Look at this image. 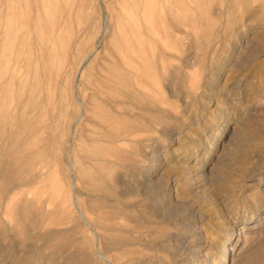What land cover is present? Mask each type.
<instances>
[{
  "label": "rangeland",
  "instance_id": "374dc122",
  "mask_svg": "<svg viewBox=\"0 0 264 264\" xmlns=\"http://www.w3.org/2000/svg\"><path fill=\"white\" fill-rule=\"evenodd\" d=\"M52 1H54L55 4L52 3ZM222 1L223 0L220 1L221 3L219 5H217L219 2L218 0L213 4L214 6H210L209 10L214 7L216 8L212 10L216 12L215 16L214 14L211 15L212 20L210 16H204V12H207L209 7L204 10L203 14L199 13L197 8L196 12L193 11L192 14L190 12L189 14L183 12L185 18L187 15L186 19L182 18V13H179V10L174 8L173 10L176 13V17L171 20L172 22L174 21L173 23L169 19L166 23L164 22V29L160 28L156 30L157 32L151 33L149 31L139 35L136 34L133 28L134 24L132 25L131 23V17L129 18L128 15L126 17V14H130V10L128 9L132 0H58V2L57 0H0V132L3 131L0 134V138H3L4 135L2 136V134L5 132V139L8 137L5 142L6 144L3 143V141H5L4 138L0 141V144L3 147L2 151L6 150V152H10L13 147L15 148V150L12 151V157H6L7 159H9V157L11 158V160H8L10 163L13 162L12 170L18 167L17 160L15 161V152L16 154H23L24 152L29 154L41 153V162H38L39 166L43 160L45 162H43L44 165L40 166L41 170L36 175L30 174L27 177V175L21 176L17 172L18 176L14 175L13 181L19 176L21 177H19L14 184L24 185L19 188L17 192L18 195L20 193L23 194L24 197L22 195H16L19 204L13 206L8 212L9 218L13 220L10 221V224L12 225L13 223V225L10 226L9 222H7V231H0V248L3 249L0 255V264H264V11L261 10V8H263L262 5H264V0H251V3L249 0H244V6H242V0H237L238 2L234 5L227 3L228 0ZM126 3H128L127 6H125ZM238 4H240V6ZM64 5L67 8H65ZM123 6L125 7L123 8ZM217 6H220L222 10L218 9ZM241 7L242 9L239 10ZM244 7L248 9L246 10ZM60 8L63 10H60ZM58 10L60 11L58 14L59 17L57 15L54 16V14L58 13ZM228 11L233 13L231 14ZM64 13H67L66 16ZM60 15L62 18H60ZM195 15L196 17L202 15L204 20L200 22V18H196ZM232 15L234 17H232ZM236 16H238L239 19ZM195 18L196 21L198 19L197 23H194ZM255 18L260 19L256 20ZM57 19L63 20H60L59 23ZM227 19L231 23L228 22V24ZM46 20L48 21L45 23ZM51 20L55 21L51 22ZM255 20L256 23L254 22ZM250 21L255 24L252 25ZM114 22H116L115 25H113ZM222 22L225 23L223 24ZM241 22H243L242 25ZM64 23H66V27H63L65 26L62 25ZM217 23H219V25ZM187 24L190 27L188 29ZM198 25H201V27L199 28ZM213 25H215L214 28L218 29H214L212 27ZM59 26L60 28H57ZM220 26L222 27L220 28ZM43 27H46V30L49 29L48 32L50 29L52 30L48 33L49 38ZM174 28L177 29V31L173 30ZM61 29L63 30L62 32H60ZM116 29L117 35L115 34ZM144 29L145 28L142 27V31L146 32V29ZM53 30L58 31L54 33ZM206 30H208V32L211 30L213 31L207 32L206 34V32L204 33ZM178 31H181L182 35ZM232 31H234V33ZM63 32L64 34H62ZM55 34H57V38ZM187 34L188 36H186ZM230 34L232 35L231 37ZM62 35H65L64 37H67V39ZM184 35L185 37H182ZM61 38H63V40ZM205 39L208 41L206 40L205 42ZM54 41H57L56 43L59 44H56ZM69 42L71 43L70 45H68ZM126 42L128 44H126ZM52 44L54 46H52ZM65 45L70 47L68 51ZM137 45L142 46V49L140 47L138 48ZM206 45L208 48L205 47ZM57 47L60 49V52ZM129 47H134V49H136V47L138 48V50H135L136 52L138 51V56H134V58H139L140 61L142 60V63H139L138 59L137 61L136 59L135 61L133 60V64L140 68V82H138V80L136 82L134 76L132 78L135 80H132V78L130 79L131 86H129L132 88L131 83H133L134 86L132 88L133 90H130L133 96L129 101H131L130 104H133V106L129 105L128 108H123L129 111V118H123L124 110L121 108L117 111L116 106H114L115 110L112 106L113 102L111 101V103H109V100L114 98L116 93H119V89L124 91L127 87L123 89L118 87L119 89H117L113 83H111L113 86L108 85L112 80L109 79L113 77L112 68L110 69L109 67H113L114 61L111 62V60L112 58L114 60L115 54L119 52L117 49L125 53V49L127 48L126 51L128 52L125 54L129 57L132 56L133 50H128ZM115 48L116 50L114 51ZM160 49H162V51ZM47 50L48 52L46 53L49 54L51 52L49 54L51 57L48 56L50 58L45 60L48 54L44 55V51ZM66 52H68L67 58ZM104 53H107L105 57ZM143 53H146V59L141 57L142 55L145 56ZM55 54L56 57H58L56 59ZM61 54L62 57H59ZM59 58H61L62 60H60L63 62H59ZM131 58L132 57H130V59ZM93 60H96L94 64ZM52 61L53 63H57V65L54 64L55 67L58 68L60 65V71L56 68L54 69ZM101 61H103V64L106 63L104 64L105 66L101 64ZM64 62L65 64H63ZM145 62H147V65ZM50 63L52 64L50 65ZM149 65L151 68L153 67L152 70ZM51 66L53 67V71L51 70ZM97 67H100V70L98 69L100 72H98ZM148 67L150 69L149 71ZM87 70H89V72ZM101 70L105 71L102 72L105 73L104 76L106 77L110 74V78H103L104 76L100 74ZM112 70H114V68ZM146 71H151V74ZM54 72L55 78H53L52 75ZM60 72L64 73L63 75L61 74V79L59 78L60 80L58 79L57 81V76ZM88 74L93 77L89 75V79ZM100 75L102 77H100ZM72 78L75 80V83H73L74 80H72ZM92 78L95 80L93 81ZM96 79L98 81L100 80L101 83L103 80V84L110 82L106 83V85L102 84V86L100 81L98 83ZM140 79L143 80L141 81ZM149 79L150 82L148 81ZM49 80L51 82H49ZM54 80L59 84H54ZM89 80H91L92 84ZM85 81L89 82L86 83ZM93 82L96 83V86L102 87L101 89L99 88L100 91L98 90V92L101 93H98L96 89L92 88L95 86ZM85 84L89 86L90 89ZM89 84L93 86L91 87ZM54 85L56 87L58 85V90ZM46 86L47 88H45ZM110 86L114 91L117 89L115 93H113L114 91L111 90ZM40 87H42V89H40ZM71 87L75 92H73ZM69 88L71 89L70 93L68 92ZM51 89L52 91H58L55 92L58 97L53 94V92L52 95L56 97L50 94ZM102 89H105L104 92ZM140 90L142 92H140ZM43 91L45 94L42 95L41 93H43ZM111 91L113 94L109 93ZM134 91L139 95L134 93ZM145 92L149 95H146ZM88 93L90 94L88 95ZM44 95H47V97ZM107 95L111 97L108 98ZM33 96L36 97L34 98ZM50 96H52V100ZM134 96L135 98H133ZM93 97L94 99L96 98L95 100L100 106ZM143 98L145 99L143 100ZM136 99L137 102H133L136 101ZM89 100L92 102L95 101L98 107L95 103H90ZM62 101L65 102L62 104ZM84 101L88 105V108L90 105L88 116H86L84 110L80 108L83 107ZM54 102H56V104ZM100 102L107 108L106 110H104L105 108ZM75 104H77L76 107ZM106 104H108V106ZM22 105L24 107H22ZM138 105L140 108L136 107ZM50 106L52 108L49 109ZM134 106L136 108H133ZM38 108L41 111H39ZM93 109H102V111L99 110V113V111ZM48 110H51V112H49L47 116L45 114ZM63 110L64 113H67L61 116ZM103 110L109 113L111 112V116L114 114L115 120L118 118L116 121L114 118H110L112 121L114 120L113 123H116L115 125L120 128L119 129L111 123L113 127L115 126L113 128L115 132L121 134L122 131L124 132L126 126L127 129L130 128L128 129L129 135L127 137L129 142L117 143L116 141L119 139L120 135L118 134V136H115L116 133L114 134L113 130V134L111 131V133H107L112 125L110 123L107 124V121V123H103V120L100 119L101 115L106 113ZM93 111L98 113V115L96 114L97 118L94 117L93 119H97L99 122L102 120V123L100 122L101 124L98 123V121L96 123L93 121L92 117L95 116ZM34 112H37L39 115L35 116L37 113ZM68 113H73L74 116ZM42 115L44 120L46 117H49L48 120L50 117L52 118L48 126L49 129H52L50 133L47 131V125L44 127L42 124L44 122L41 118ZM58 115L61 116L60 119ZM134 115L135 117H133ZM33 116L34 118H32ZM89 116L92 117L90 118ZM36 118L42 119L43 121L37 119V121H39H36L37 123L35 125L34 120ZM57 119L60 120V123ZM63 119L65 120L63 121ZM110 119L108 121H110ZM120 119H122V121L124 119V124L121 123L122 121ZM126 119H128L127 123L125 122L127 121ZM87 121L89 124L86 123ZM32 122H34V124H31ZM46 123L48 122L45 120V124ZM37 124L40 126V130L44 131L41 132L39 129L37 130ZM85 125L87 128H85ZM89 125L90 127H88ZM93 125L96 127L94 128L97 130L96 132L93 129ZM31 126L33 128H30ZM69 126L72 127L70 128ZM105 126L108 128L107 130ZM11 128H13V131ZM22 129L25 134L21 133ZM7 130L9 132H7ZM80 130L84 135L82 133L78 134ZM11 131L13 133L15 132L16 135ZM32 131L37 132L34 134ZM46 131L49 134H53V137H50L52 146H50V142L47 141L49 138ZM93 132H95L94 136L96 137V135H98L99 138L96 137V139H94L95 137H91ZM99 132H103V135L101 136ZM37 133L38 135H36ZM43 133L47 134V140L46 135ZM9 134L10 137L8 136ZM17 134H20L22 137ZM22 134L24 135V139ZM42 134L45 137V141L47 143L49 142L48 145L46 142H43L44 137ZM110 134H112V136H110ZM40 135L43 141L41 140L39 142V139H41L39 137ZM17 136L20 140L17 139ZM25 136L28 141L25 140ZM34 136H37V143H40L38 147L34 144L36 142ZM82 136L83 138L79 140V137ZM107 136H110L112 141H110V137L108 138ZM115 137L117 138L115 139ZM86 138H88V140L91 139L92 142H88ZM12 139L16 140L18 144ZM114 139L115 141L113 142ZM11 140L13 143H11ZM33 140H35L34 143ZM95 140H98L97 144L100 140L102 142L100 141V144H96L95 147ZM103 140L107 147H104ZM14 142L16 146H19L15 147ZM30 142L34 145L32 143L30 144ZM108 142L112 147L108 146ZM23 143H28V145H24ZM90 143L91 146L89 145ZM92 143H94V145ZM4 144L6 148L3 146ZM8 144L10 147L7 146ZM20 144L22 146H20ZM26 145L29 149H27ZM97 146H99L98 150L101 148L99 153L103 156H108V160H113V162H106L105 160L107 159H104L105 156L96 161L100 156L98 151H95ZM40 147H42L41 149L46 148V150L44 151L43 149L41 151ZM116 147L117 150L115 149ZM105 148H108L110 153H108L109 151L105 152ZM113 148L116 153L114 156L112 155L115 154L113 153ZM88 149L90 152H88ZM33 150L37 153L35 151L33 152ZM91 151L94 152V160H90V158H93V153H91ZM52 152L54 154H52ZM87 153L88 155H86ZM90 154H92V157ZM49 155L53 157L50 158ZM87 156H89L88 161L84 159L85 157L87 158ZM113 157H115V160L124 158L123 160L118 159L116 161L120 166L115 164ZM52 158L57 160H52ZM84 160H86V163ZM95 161L98 162L96 163L97 165L100 164V172L99 169L95 170L98 168H95V166H97L95 165ZM101 161L104 163V165L102 164L104 166L103 168L101 163H99ZM104 161L107 163V166H105L106 163ZM54 162L56 164H54ZM74 162L76 165H80V163L83 165L84 162L83 167L88 166V171H86V167L83 168L82 165H80V167L83 168V170H81L83 172H79L80 169L78 168L80 167L79 165L78 167L75 166ZM91 163L94 164L95 169H92L93 165ZM112 163L114 164L110 165ZM108 164L110 167H115L116 165V169H113V167L108 169ZM50 165L53 168H51ZM75 167H77L79 173ZM122 167H125V169H122ZM45 168L48 169V172ZM126 168L129 169L127 170ZM58 169L63 170L57 173ZM91 169L94 172L98 171V174H93V172L89 173L92 171ZM53 171L55 172L53 173ZM102 171L104 172L101 173ZM110 171L112 172L110 173ZM74 172L81 176H79V178L78 176L75 177L76 174H74ZM103 174H105V176ZM113 174L116 176L115 178ZM37 175H40L39 178H36ZM100 175L105 178L103 179ZM92 176H94L93 179ZM110 176L114 180L109 179ZM25 177L29 180H26ZM99 177H101V180H99ZM106 177H108L109 182ZM43 179H45V181ZM83 179L87 180L84 182ZM94 179L97 181H94L95 183L91 182V180ZM105 179L107 183L104 182ZM5 180L9 181L12 179L6 176L0 180V183L3 181V185L2 183L0 184V199L4 197L8 198L6 194H4V197L2 195V192L7 188L6 186L9 185V182ZM53 180L55 182H53ZM129 181L131 186H127ZM50 182L53 184L56 183L58 188V184L61 183L60 187H62V190L54 185L52 186ZM104 183H111L112 188L106 184L104 186ZM29 184H33V188L36 186V188H34L36 191L31 190L30 188L32 187ZM116 184L121 186L119 187ZM114 185H116L115 189L113 188L115 187ZM97 186L99 190L96 191ZM40 187L42 188L40 189ZM105 187L109 190L107 191ZM52 188H56L61 192L65 189L66 192H63L64 198L61 195L62 193L59 194L58 190L53 191L51 190ZM117 188L120 189L118 190ZM125 188L127 191L130 189L132 190L129 192L131 194L127 195L126 198L116 195L118 192L123 193L125 191V193H127ZM2 189L4 190L2 191ZM103 189L106 190V192H104ZM46 190L53 192L50 193L48 191L49 194L48 192H44ZM116 190H118L117 193L115 192ZM33 191L34 193L32 194L31 192ZM109 191L110 193H107ZM54 192H56V194H54ZM48 194L50 196L53 194L52 196L56 195L57 197L51 196L50 198ZM98 194H100V196ZM25 196L29 199V203ZM33 198H36V200ZM45 198H47L46 201ZM120 198H122V200ZM91 199L94 200L95 204L97 203V208L100 206L99 209H102V212L105 209H107L105 210L107 212L109 209L110 212L111 208L109 207L113 206L112 211H114L113 213L115 215L112 213L109 214L108 212L109 215L106 214V218L101 220L99 217H101L100 213L102 212L99 213L101 210H96V206H93L94 203L92 205L90 204V202L92 203L93 201ZM33 200L36 202L32 203L34 202ZM41 200L43 203H41ZM102 201H105L104 205ZM49 202H51L52 205L51 203L49 204ZM42 204L43 207L41 206ZM131 204L133 205L130 206ZM105 205L106 208L104 207ZM46 206L48 207L46 208ZM82 208H84V213L82 212ZM92 208L96 211L94 212ZM117 208L120 214L122 212L125 213V211L130 212H128L129 214H124V217L123 214H121V216L119 214L115 217V212L118 211ZM96 213L100 216H94L97 215ZM84 214L86 215L85 217ZM110 215H112V217ZM113 215L115 217L114 219H112ZM125 215H130L131 218H126ZM108 216H110L112 220ZM94 217L95 220H99L100 223L95 220L92 221ZM124 218L125 220H123ZM120 219H122L121 222ZM115 220L116 223L114 222ZM123 221L126 222L123 223ZM93 223L99 226H95ZM109 223H111L110 225L115 223L118 226L114 224L111 227ZM118 227H120V230H122V227L124 231H120ZM113 228L116 230H113ZM129 229L131 231H129ZM101 231L103 232L102 236H100ZM116 232L120 233L117 235ZM115 233L117 236L121 235V238L116 237V235H114ZM104 234H106V236ZM124 236L125 238L128 236L127 240H125L127 242L124 241ZM71 239L74 240L75 245L70 242H73ZM69 242L72 246H69ZM225 255L228 256L226 262H224ZM83 258L86 260L84 261Z\"/></svg>",
  "mask_w": 264,
  "mask_h": 264
},
{
  "label": "bare ground",
  "instance_id": "6f19581e",
  "mask_svg": "<svg viewBox=\"0 0 264 264\" xmlns=\"http://www.w3.org/2000/svg\"><path fill=\"white\" fill-rule=\"evenodd\" d=\"M121 1H122V0H121ZM130 1H131V0H130ZM216 1H218V0H132V3L129 5V9H128V10H130V12H129L130 14H126V17H127V15H128L129 18L131 17L132 21H131L130 19H128V18H126V19L130 20L131 23H132V25L134 24V27H133V28L135 29L136 34L141 35L142 33L145 34V33L149 32V31L152 33V32H155L157 29H160V28H163V29H164V28H165V27H163L164 22L166 23L167 20H169V19H170V21H171V20H173V19L176 17V13H175L174 10H173L174 8L178 9V10H179V13H182L183 17L181 16V14H180V16H181L182 18H184V19L187 18V15H186V18H185L183 12H185V13L187 12L188 14H189V12H190V13L192 14L193 11L196 12V8L198 9L199 13L203 14L204 10H205L206 8L209 7V8H208V11H207V12H206V11L204 12V14H205L204 16L206 17V15H208V16L211 17V15H213V14H214V16H215V15H216V14H215L216 12L212 11L215 7H214V8L212 7L213 9H211V10H209V9H210V6H214L213 4L216 3ZM220 1H221V0H219V2H218L217 5H219V4L221 3ZM223 1H224V0H223ZM223 1H222V2H223ZM242 1H243V2H242ZM242 1H241V2L243 3L242 6H244V3H245V2H244V0H242ZM249 1H250V3H251V0H249ZM252 1H253V0H252ZM257 1H258V0H257ZM57 2H58V0H57ZM226 2H227V1H226ZM236 2H238V1H237V0H228L227 3H231L232 5H234ZM246 2H247V1H246ZM255 2H256V1H255ZM255 2H254V3H255ZM52 3H54V1H52ZM192 3H193V4H192ZM247 3H248V2H247ZM247 3H246V4H247ZM252 3H253V2H252ZM54 4H55V3H54ZM223 4H224V3H223ZM231 4H230V5H231ZM240 4H241V3H240ZM240 4H238V5L240 6ZM62 5H63V4H62ZM127 5H128V3H126L125 6H127ZM191 5H192V6L194 5L195 7H194V6L192 7ZM251 5H252V4H251ZM260 5H262V4H260ZM64 6H65V5H64ZM125 6H123V8H124ZM215 6H216V5H215ZM235 6H236V5H235ZM249 6H250V5H249ZM258 6H259V5H258ZM262 6H263V8H261V10L264 11V5H262ZM61 7H62V6H61ZM224 7H225V6H224ZM229 7H230V6H229ZM231 7H232V6H231ZM233 7H234V6H233ZM251 7H252V6H251ZM57 8H58V4H57ZM65 8H67V7L65 6ZM65 8H64V9H65ZM119 8H120V6H119ZM119 8H118V9H119ZM217 8L220 9V10H222V9L220 8V6H219V7L217 6ZM237 8H238V7H237ZM244 8H246V10L248 9L247 7H244ZM244 8H243V9H244ZM254 8H256V7H254ZM68 9H69V8H68ZM70 9H71V7H70ZM121 9H122V8H121ZM167 9H168V10H167ZM215 9H216V8H215ZM225 9H226V8H225ZM240 9H242V7L239 8V10H240ZM257 9H258V8H257ZM60 10H63V9L60 8ZM115 10H116V9H115ZM126 10H127V9H126ZM235 10H236V9H235ZM252 10H253V9H252ZM252 10H251V11H252ZM55 11H56V10H55ZM55 11H54V12H55ZM117 11H118V10H117ZM117 11H116V12H117ZM180 11H181V12H180ZM223 11H224V10H223ZM244 11H245V9H244ZM62 12H63V11H62ZM65 12H66V11H65ZM71 12H72V9H71ZM114 12H115V11H114ZM228 12H230V11H228ZM241 12H242V10H241ZM59 13H60V11L58 10V13L54 14V16H55V15L58 16ZM217 13H218V12H217ZM224 13H225V11H224ZM230 13L232 14L233 12H230ZM239 13H240V12H239ZM64 14H65V16H66L67 13H64ZM64 14H62V15H64ZM69 14H70V13H69ZM69 14H68V16H69ZM197 14H198V13H197ZM244 14H246V13H244ZM52 15H53V14H52ZM177 15H178V14H177ZM248 15H249V14H248ZM54 16H53V17H54ZM114 16H116V15H114ZM119 16H121V15H119ZM180 16H178V17H180ZM222 16H223V15H222ZM229 16H230V14H229ZM229 16H228V17H229ZM253 16H254V15H253ZM58 17H59V16H58ZM63 17H64V16H63ZM121 17H122V16H121ZM195 17H196V15H195ZM232 17H234V16L232 15ZM236 17L238 18V16H236ZM247 17H248V16H247ZM60 18H62L61 15H60ZM67 18H68V17H67ZM114 18H115V17H114ZM122 18H123V17H122ZM193 18H194V17H193ZM193 18H192V20H193ZM196 18H200V20H199L200 22H202V20H204V18H203L202 15H199V16L196 17ZM196 18H195L194 23H197V21H198V19H197V21H196ZM208 18H209V17H208ZM216 18H217V17H216ZM220 18H221V17H220ZM244 18H245V17H244ZM250 18H252V17H250ZM68 19H69V18H68ZM118 19H119V18H118ZM120 19H121V18H120ZM140 19H141V20H140ZM179 19H180V18H179ZM230 19H231V17H230ZM230 19H229V20H230ZM235 19H236V18H235ZM238 19H239V18H238ZM255 19H256V18H255ZM259 19H260V18H259ZM259 19L257 18L256 20H259ZM263 19H264V18H263ZM60 20L62 21L63 19H60ZM60 20L57 19L58 22H59ZM211 20H212V17H211ZM216 20H217V19H216ZM233 20H234V19H233ZM243 20H244V19H243ZM256 20L254 21L255 23H256ZM47 21H48V20H46L45 23H46ZM54 21H55V20H54ZM54 21L51 20V22H54ZM119 21H121V20H119ZM130 21H129V22H130ZM170 21H168V22H170ZM225 21H226V20H225ZM252 21H253V20H252ZM121 22H122V21H121ZM171 22H172V21H171ZM171 22H170V23H171ZM173 22H174V21H173ZM173 22H172V23H173ZM215 22H216V21H215ZM228 22H229V21H228V19H227V23H228ZM250 22H251V21H250ZM254 22H253V23L251 22L252 25L255 24ZM49 23H50V22H49ZM56 23H57V22H56ZM59 23H60V22H59ZM59 23H58V24H59ZM66 23H67V20H66ZM66 23L62 24V25H65V26H63V27H66ZM115 23H116V22H114L113 25H115ZM172 23H171V24H172ZM198 23H199V22H198ZM222 23H223V22H222ZM224 23H225V22H224ZM224 23H223V24H224ZM229 23H231V22H229ZM229 23H228V24H229ZM47 24H48V23H47ZM58 24H57V26H58ZM125 24H127V23H125ZM171 24H170V25H171ZM191 24H192V23H191ZM214 24H215V23H214ZM217 24L219 25V23H217ZM242 24H243V22H241V25H242ZM245 24H246V23H245ZM257 24H258V21H257ZM60 25H61V24H60ZM127 25H128V24H127ZM130 25H131V24H130ZM174 25H175V24H174ZM174 25H173V26H174ZM187 25H188V24H187ZM248 25H249V24H248ZM48 26H49V25H48ZM51 26H52V25H51ZM55 26H56V24H55ZM171 26H172V25H171ZM198 26H199V28L201 27V25H198ZM198 26H197V27H198ZM214 26H215V25H213L212 27L214 28ZM243 26H244V25H243ZM255 26H256V25H255ZM46 27H47V26H46ZM46 27H43V28H44L45 32H47V34H48V33H49L50 31H52V30L50 29V31L48 32V30H49L48 28H49L50 26L47 28L48 30H46ZM118 27H119V26H118ZM118 27H116V28H118ZM142 27L146 29V32H145V31H144V32L142 31ZM216 27H217V25H216ZM221 27H222V26H220V28H221ZM57 28H60V26L57 27ZM57 28H56V29H57ZM125 28H126V27H125ZM175 28H176V27H175ZM175 28H174L173 30H176V31H177V29H175ZM188 28H190L189 25L187 26V29H188ZM213 28H212V29H213ZM145 29H144V30H145ZM181 29H183V28H181ZM214 29H218V28H214ZM234 29H235V28H234ZM22 30H23V29H22ZM22 30H21V32H22ZM44 30H41V31H44ZM67 30H69V29H67ZM125 30H126V29H125ZM208 30H209V29H208ZM208 30L204 31V33L206 32V34H207ZM221 30H222V29H221ZM17 31H18V30H17ZM19 31H20V30H19ZM53 31H54V30H53ZM57 31H58V30H57ZM57 31H54V33H55V32L57 33ZM62 31H63V30L61 29L60 32H62ZM114 31H115V30H114ZM114 31H113V32H114ZM164 31H165V30H164ZM183 31H184V30H183ZM187 31H188V30H187ZM212 31H213V30H211V31H209V32H212ZM218 31H219V30H218ZM64 32H65V31H64ZM64 32H63L62 34H64ZM67 32H68V31H67ZM67 32H66V33H67ZM69 32H70V31H69ZM116 32H117V29H116V31H115V34H116ZM156 32H157V31H156ZM172 32H173V31H172ZM178 32L181 33V31H178ZM190 32H192V31H190ZM209 32H208V33H209ZM232 32L234 33V31H232ZM54 33H53V34H54ZM164 33H165V32H164ZM233 33H232V34H233ZM42 34H43V32H42ZM44 34H45V33H44ZM69 34H70V33H69ZM69 34H67V35H69ZM113 34H114V33H113ZM115 34H114V35H115ZM188 34H189V31H188ZM188 34H187L186 36H188ZM191 34H194V33H191ZM206 34H205V37H206ZM216 34H218V33H216ZM56 35H57V34H55V36H56ZM59 35H60V33H59ZM59 35H58V36H59ZM70 35H71V34H70ZM70 35H69V36H70ZM73 35H74V34H73ZM116 35H117V34H116ZM116 35H115V36H116ZM131 35H132V34H131ZM131 35H130V36H131ZM152 35H155V34H152ZM181 35H182V33H181ZM228 35H229V33H228ZM46 36H47V35H46ZM62 36H63V35H62ZM64 36H65V35H64ZM64 36H63V37H64ZM69 36H68V37H69ZM130 36H129V37H130ZM213 36H214V35H213ZM231 36H232V35L230 34V37H231ZM50 37H51V35H50ZM53 37H54V36H53ZM59 37H60V36H59ZM113 37H114V36H113ZM150 37H151V36H150ZM150 37H149V38H150ZM182 37H185V35L182 36ZM193 37H194V36H193ZM220 37H221V36H220ZM39 38H40V37H39ZM48 38H49V34H48ZM56 38H57V36H56ZM64 38L67 39V37H64ZM71 38H72V37H71ZM71 38H68V39H71ZM120 38H121V37H120ZM178 38H179V37H178ZM214 38H215V37H214ZM50 39H51V38H50ZM61 39L63 40V38H61ZM61 39H60V41H61ZM74 39H75V38H74ZM74 39H73V41H74ZM115 39H116V38H115ZM143 39H144V37H143ZM152 39H153V38H152ZM166 39H167V38H166ZM187 39H188V38H187ZM187 39H186V40H187ZM195 39H196V38H195ZM37 40H38V39H37ZM121 40H122V39H121ZM137 40H138V38H137ZM153 40H154V39H153ZM156 40H157V37H156ZM203 40H204V39H203ZM206 40H207V39H205V42H206ZM211 40H212V39H211ZM220 40H221V39H220ZM50 41H51V40H50ZM64 41H65V40H64ZM67 41H68V40H67ZM159 41L161 42L160 39H159ZM196 41H197V40H196ZM207 41H208V40H207ZM40 42H41V41H40ZM54 42L56 43L57 41H54ZM115 42H116V40H115ZM117 42H119V41H117ZM121 42H122V41H121ZM140 42H141V41H140ZM153 42L155 43V41H153ZM157 42H158V41H157ZM160 42H158V43H160ZM168 42H169V41H168ZM168 42H166V43H168ZM198 42H199V41H198ZM205 42H204V43H205ZM218 42H219V41H218ZM51 43H52V42H51ZM51 43H50V44H51ZM67 43H68V42H67ZM67 43H66V45H67ZM123 43H124V42H123ZM207 43H208V42H207ZM56 44H59V43H56ZM70 44H71V43L69 42L68 45H70ZM117 44H118V43H117ZM126 44H128V43L126 42ZM126 44H125V45H126ZM155 44H157V43H155ZM160 44H161V43H160ZM160 44H159V45H160ZM169 44H170V43H169ZM169 44H168V45H169ZM209 44H210V43H209ZM214 44H215V43H214ZM216 44H217V43H216ZM66 45H65V46H66ZM68 45H67V46H68ZM146 45H147V44H146ZM150 45L152 46L151 43H150ZM168 45H167V46H168ZM44 46H46V45H44ZM44 46H43V48H44ZM52 46H54V45L52 44ZM56 46H57V45H56ZM56 46H55V47H56ZM63 46H64V45H63ZM67 46H66V47H67ZM116 46H117V45H116ZM120 46H121V45H120ZM120 46H119V47H120ZM126 46H127V45H126ZM202 46H203V45H202ZM202 46H201V47H202ZM210 46H211V44H210ZM48 47H49V46H48ZM59 47H60V46H59ZM137 47H138V48H139V47L141 48L142 46L137 45ZM137 47H136V49H134V47H129L128 50H131V51L133 50V51H132V54H131L132 56H130V57H132L131 59H130V57H129L128 55L125 54V53L128 52V51H126L127 48L125 49V53H124L123 51H121L120 49H119V50L117 49V51H119V52L116 51L117 54H115L116 56H115L114 60H113V58H112V60H111V62L114 61V62H113V63H114V64H113V67H112V66L109 67L110 69H111V68H112V69L114 68V70L111 69V71H113V73H112L113 77H112V75H111L112 78H110V74L108 75L109 77H108V76H107V77L104 76L105 73H103V72H105V71H103V70H101V73H100L101 75L104 76L103 78L106 77L107 79L110 78L109 80L112 79L111 82L109 81L110 84H108V85H112L111 83H113L114 86L117 87V89H119V88H122V89H123V88H126V87L128 88V89L126 88V90H124V91H121V89H119V90H118L119 93H116L117 95L115 94V97H114V98H111V99L109 100V103H111V101L113 102V104H112L113 108H114V106H116L117 111H118L119 109H121V108H122V109H123V108L125 109V107L128 108L129 105H130V106H133V104H132V105L130 104L131 101H129V100H131V98H132V96H133V95L130 93V90H131V89L133 88V86H134L133 83H131V84H132V88L130 87V86H131V85H130V82H131L130 79L134 76V78H135L136 80L133 79V78H132V80H135L136 82H137V80H138V82H140V81H139L140 68H139L138 66L136 67V66L133 64V60L135 61V59H136V58H134V56H136V57L138 56V51H137V52L135 51V50H138ZM160 47H161V46H160ZM205 47L208 48L207 45H206ZM215 47H217V46H215ZM247 47H248V46H247ZM51 48H52V47H51ZM57 48H58V47H57ZM68 48H70V47H67V48H66L67 51L69 50ZM168 48H169V47H168ZM171 48H172V47H171ZM171 48H170V49H171ZM186 48H187V47H186ZM189 48H190V47H189ZM203 48H204V47H203ZM46 49H47V47H46ZM58 49H59V48H58ZM141 49H142V48H141ZM155 49H156V48H155ZM165 49H166V48H165ZM44 50H45V48H44ZM107 50H108V48H107ZM115 50H116V48L114 49V51H115ZM160 50L162 51V49H160ZM172 50H173V48H172ZM187 50H188V49H187ZM199 50H201V49H199ZM203 50H204V49H203ZM49 51H51V50H49ZM61 51H62V50H61ZM112 51H113V50H112ZM112 51H111V52H112ZM131 51H130V52H131ZM148 51H149V48H148ZM148 51H147V53H148ZM165 51H166V50H165ZM248 51H249V50H248ZM44 52L46 53V52H48V50H47V51H44ZM56 52H57V51H56ZM59 52H60V49H59ZM105 52H106V51H105ZM141 52H142V51H141ZM156 52H157V51H156ZM170 52H172V51H170ZM170 52H169V53H170ZM45 53H44V55H47V54H48V53H46V54H45ZM50 53H51V52H50ZM50 53H49V54H50ZM67 53H68V52H66V54H67ZM113 53H115V52H113ZM161 53H162V52H161ZM167 53H168V52H167ZM49 54L47 55V57H45V60H46L47 58H50V57H51ZM52 54H53V53H52ZM52 54H51V55H52ZM56 54H57V53H56ZM56 54H55V59L58 58V57H56ZM106 54H107V53H104V57L106 56ZM128 54H129V53H128ZM143 54H144L145 56L142 55L141 57L145 58L147 55H146V53H143ZM171 54H172V53H171ZM112 55H113V54H112ZM48 56H50V57H48ZM67 56H68V54L66 55V58H67ZM97 56H98V55H97ZM150 56H151V55H150ZM159 56H160V55H159ZM173 56H174V54H173ZM52 57H54V56H52ZM59 57H62V54H61V56H59ZM110 57H111V56H110ZM151 57H152V56H151ZM153 57H154V56H153ZM164 57H165V56H164ZM177 57H178V56H177ZM66 58H65V59H66ZM94 58H95V57H94ZM98 58H99V57H98ZM60 59H61V58H59V62H63V61H61L62 59H61V60H60ZM102 59H103V58H102ZM106 59H107V58H106ZM137 59H138L139 63H142V62H141L142 60L140 61L139 58H137ZM137 59H136V61H137ZM145 59H146V58H145ZM43 60H44V59H43ZM48 60H49V59H48ZM48 60H47V62H48ZM50 60H53V59H50ZM68 60H69V59H68ZM70 60H71V58H70ZM83 60H84V59H83ZM108 60H109V62H110V59H109V58H108ZM108 60H107V61H108ZM53 61H54V60H53ZM53 61H52V63H53ZM85 61H87V60H85ZM93 61H94V62H93V64H94L96 60H93ZM44 62H45V61H44ZM49 62H50V61H49ZM65 62H66V61H65ZM65 62H64L63 64H65ZM99 62H100V60H99ZM143 62H144V59H143ZM147 62H148V61H147ZM147 62H145L146 65H147ZM52 63H50V65H51ZM165 63H166V62H165ZM188 63H189V62H188ZM47 64H48V63H47ZM54 64L57 65V63H53L52 65H54ZM60 64H62V63H60ZM72 64H73V63H72ZM101 64H103V61H101ZM101 64H100V65H101ZM104 64H106V63H104ZM104 64H103V65H104ZM148 64H149V63H148ZM55 65H54V69L56 68V69H58V71H60V70H59L60 65H59L58 68L55 67ZM69 65H70V64H69ZM69 65H68V66H69ZM74 65H75V64H74ZM91 65H92V64H91ZM107 65H108V64H107ZM107 65H106V66H107ZM109 65H110V64H109ZM65 66H66V65H65ZM65 66H64V68H65ZM104 66H105V65H104ZM140 66H141V65H140ZM142 66H143V65H142ZM51 67H52V66H51ZM51 67H50V68H51ZM62 67H63V66H62ZM66 67H67V66H66ZM149 67H150V69L152 70L153 67L151 68L150 65H149ZM149 67H148V71L150 70ZM95 68H96V67H95ZM99 68H100V67H97V70H98ZM101 68H102V65H101ZM105 68H108V67H105ZM105 68H104V69H105ZM62 69H63V68H62ZM69 69H70V68H69ZM87 69H88V68H87ZM93 69H94V68H93ZM51 70L53 71V67H52ZM65 70H66V69H65ZM72 70H73V69H72ZM97 70H96V71H97ZM99 70H100V69H99ZM99 70H98V72H100ZM52 71H51V72H52ZM87 71L89 72V70H87ZM87 71H86V73H87ZM102 71H103V72H102ZM148 71H146V72H148ZM56 72H57V70H56ZM69 72H70V71H69ZM106 72H107V71H106ZM150 72H151V71H150ZM150 72H148V73H150ZM63 73H64V72H63ZM63 73L60 72V74L57 76V77H58V78H57V81H58L59 78L61 79L60 76H62ZM102 73H103V74H102ZM15 74H16V73H15ZM45 74H46V73H45ZM54 74H55V72L52 74V75H53V78H55V75H54ZM61 74H62V75H61ZM91 74H92V73H91ZM150 74H151V73H150ZM73 75H75V74H73ZM89 75H90V74H88V76H89ZM92 75H93V74H92ZM92 75H90V76H92ZM101 75H100V77H102ZM148 75H149V74H148ZM14 76H15V75H14ZM42 76H43V75H42ZM67 76H68V75H67ZM90 76H89V79H90ZM142 76H143V75H142ZM43 77H44V76H43ZM46 77H47V76H46ZM46 77H45V78H46ZM69 77H70V76H69ZM86 77H87V76H86ZM92 77H93V76H92ZM51 78H52V77H51ZM73 78H74V77H73ZM73 78H72V80H74ZM75 78H76V77H75ZM95 78H96V76H95ZM97 78H98V77H97ZM141 78H143V77H141ZM146 78H147V77H146ZM60 79H59V80H60ZM92 79H93V81L95 80L94 78H92ZM100 79H101V78H100ZM107 79H106V80H107ZM51 80H53V79H51ZM55 80H56V79H55ZM55 80H54V81H55ZM70 80H71V79H70ZM96 80H97V79H96ZM140 80H141V79H140ZM142 80H143V79H142ZM142 80H141V81H142ZM89 81H90V83H91V80H89ZM89 81H88V82H89ZM99 81H100V80H99ZM99 81L97 80L98 83H99ZM104 81H105V80H104ZM144 81L146 82L145 79H144ZM148 81L150 82V79H149ZM49 82H51V81L49 80ZM52 82H53V81H52ZM68 82H69V81H68ZM85 82L88 83L87 81H85ZM109 82H106V83H109ZM53 83L55 84L56 81L53 82ZM53 83H52V85H53ZM73 83H75V80H74ZM104 83H105V82H104ZM106 83L103 84V80H102V83H101V81H100V84H101V85H102V84H103V85H106ZM56 84H59V83L57 82ZM83 84H84V83H83ZM91 84H92V83H91ZM93 84L95 85L96 83L93 82ZM143 84H146V83H143ZM67 85H69V84H67ZM72 85H73V84H72ZM85 85H86V84H85ZM89 85H90V84H89ZM98 85H99V84H98ZM101 85H100V86H101ZM103 85H102V86H103ZM108 85H107V88H108ZM129 85H130V86H129ZM137 85H138V84H137ZM69 86H70V85H69ZM82 86H83V85H82ZM86 86H87V85H86ZM90 86H91V85H90ZM92 86H93V85H92ZM92 86H91V87H92ZM95 86H96V85H95ZM95 86L92 87V88L96 89V91L98 92V90H99L100 87L96 86V88H95ZM112 86H113V85H112ZM135 86H136V85H135ZM139 86H141V85H139ZM147 86H148V85H147ZM54 87L57 88V90H58V88H59L58 85H57V87L54 85ZM65 87H66V86H65ZM73 87H74V86H73ZM87 87L90 89L89 86H87ZM97 87H98V88H97ZM104 87H106V86H104ZM104 87H103V88H104ZM110 87H111V86H110ZM110 87H109V89H110ZM118 87H119V88H118ZM141 87H142V86H141ZM45 88H47V86H46ZM52 88H53V87H52ZM66 88H67V87H66ZM71 88H72V87H71ZM74 88H75V87H74ZM84 88H85V87H84ZM101 88H102V87H101ZM101 88H100V89H101ZM129 88H130V89H129ZM135 88H136V87H135ZM40 89H42V87H40ZM43 89H44V88H43ZM67 89H68V88H67ZM72 89H73V88H72ZM105 89H106V88H105ZM105 89H104V90H105ZM117 89H116V90H117ZM137 89H138V87H137ZM38 90H39V89H38ZM38 90H37V91H38ZM47 90H49V89H47ZM47 90H46V91H47ZM57 90H56V91H52V89H51V91H50L51 93H50V92H48V93H50V94L52 95V92H53V94H55V92H58ZM60 90H61V89H60ZM70 90H71V89L69 88V91H68L69 93H70ZM83 90H85V89H83ZM91 90H93V89H91ZM102 90H103V89H102ZM102 90H101V91H102ZM104 90H103V92H104ZM106 90H107V89H106ZM111 90L114 91L112 87H111ZM116 90H115L113 93H115ZM132 90H133V89H132ZM134 90H135V89H134ZM39 91H40V90H39ZM66 91H67V90H66ZM76 91H77V90H76ZM88 91H89V90H88ZM88 91H87V92H88ZM94 91H95V90H94ZM99 91H100V90H99ZM112 91L109 92V93H112ZM120 91H121V93H120ZM71 92H72V91H71ZM73 92H75L74 89H73ZM84 92H85V91H84ZM87 92H86V93H87ZM131 92H133V91H131ZM140 92H142V91L140 90ZM40 93H41V92H40ZM90 93H91V92H90ZM90 93H88V95H89ZM98 93H101V92H98ZM113 93H112V94H113ZM134 93H137V92L134 91ZM134 93H133V94H134ZM37 94H38V93H37ZM41 94H42V95L45 94L44 91H43V93H41ZM73 94H75V93H73ZM91 94H92V93H91ZM95 94H96V93H95ZM137 94H138V93H137ZM143 94H144V92H143ZM145 94L147 95L148 93L145 92ZM34 95H35V93H34ZM55 95H56V94H55ZM55 95H52V96H55ZM99 95H100V94H99ZM104 95H105V93H104ZM110 95H111V94H110ZM134 95H135V94H134ZM138 95H139V94H138ZM138 95H137V96H138ZM148 95H149V94H148ZM44 96H45V95H44ZM52 96H50V99H51V100H52ZM56 96H57V95H56ZM56 96H55V97H56ZM96 96H97V94H96ZM105 96H106V95H105ZM107 96H108V95H107ZM137 96H136V97H137ZM33 97H34V96H33ZM35 97H36V96H35ZM35 97H34V98H35ZM45 97H47V95H46ZM45 97H44V98H45ZM55 97H54V99H55ZM57 97H58V96H57ZM74 97H75V95H74ZM82 97H83V95H82ZM110 97H111V96H110ZM110 97L108 96V98H110ZM112 97H113V96H112ZM143 97H145V96H143ZM64 98H65V97H64ZM69 98H70V97H69ZM69 98H67V99H69ZM71 98H72V95H71ZM83 98H84V97H83ZM133 98H135V96H134ZM138 98H139V97H138ZM145 98H146V97H145ZM145 98H143V100H144ZM73 99H74V98H73ZM73 99H70V100H73ZM93 99H94V97H93ZM95 99H96V98H95ZM95 99H94V100H95ZM99 99H100V98H99ZM103 99H104V98H103ZM124 99H125V100H124ZM38 100H39V99H38ZM47 100H48V99H47ZM51 100H50V101H51ZM87 100H88V99H87ZM34 101H35V100H34ZM53 101H54V100H53ZM55 101H56V99H55ZM57 101H58V100H57ZM60 101H61V100H60ZM76 101H77V100H76ZM89 101H90V103L92 102L91 100H89ZM95 101H96V100H95ZM95 101H93L92 103H95ZM104 101H105V100H104ZM107 101H108V100H107ZM138 101H139V99H138ZM28 102H29V101H28ZM64 102H65V101H62V104H63ZM73 102H74V101H73ZM73 102H72V103H73ZM86 102H87V101H86ZM96 102H97V101H96ZM133 102H137V99H136V101H133ZM141 102H143V101H141ZM35 103H36V102H35ZM43 103H44V101H43ZM51 103H53V102H51ZM54 103L56 104V102H54ZM75 103H76V102H75ZM97 103H98V102H97ZM100 103L102 104V102H100ZM146 103H148V102H146ZM23 104H24V102H23ZM32 104H33V103H32ZM46 104H48V103H46ZM67 104H68V103H67ZM67 104H66V105H67ZM69 104H70V101H69ZM95 104H96V103H95ZM98 104H99V103H98ZM98 104H96L97 107H98ZM134 104H135V103H134ZM38 105H39V104H38ZM40 105H41V104H40ZM57 105H58V104H57ZM59 105H60V104H59ZM102 105H103V104H102ZM102 105H101V106H102ZM106 105L108 106V104H106ZM25 106H26V105H25ZM31 106H35V105H31ZM42 106H43V105H42ZM60 106H61V105H60ZM76 106H77V104H75V107H76ZM80 106H81V105H80ZM92 106H93V104H92ZM94 106H95V105H94ZM99 106H100V104H99ZM103 106H104V105H103ZM103 106H102V109H103ZM22 107H24V106L22 105ZM53 107H54V106H53ZM57 107H58V106H57ZM67 107H68V106H67ZM97 107H96V108H97ZM136 107H139V105L136 106ZM136 107L134 106L133 108H136ZM141 107H142V106H141ZM47 108H48V107H47ZM47 108H46V109H47ZM50 108H52V107L50 106L49 109H50ZM58 108H59V107H58ZM80 108H82V109L84 110L86 116H88V113H89V110H88V109H90V105H89V108H88V105H87V104L85 103V101H84V102H83V107H80ZM91 108H92V107H91ZM93 108H94V107H93ZM104 108H105L104 110L107 109L105 106H104ZM139 108H140V107H139ZM145 108H146V107H145ZM38 109H39V108H38ZM41 109H42V108H41ZM53 109H54V108H53ZM63 109H64V108H63ZM68 109H69V108H68ZM68 109H67V111H68ZM76 109H77V108H76ZM102 109H99V110L102 111ZM114 109H115V108H114ZM124 109H123V110H124ZM137 109H138V108H137ZM61 110H62V109H61ZM77 110H78V109H77ZM93 110H97V109H93ZM99 110H97V111H99ZM104 110H103V111H104ZM115 110H116V109H115ZM123 110H122V111H123ZM142 110H143V108H142ZM32 111H33V110H32ZM39 111H41V110L39 109ZM81 111H82V110H81ZM108 111H109V109H108ZM110 111H111V110H110ZM49 112H51V110H48V112H47L45 115L49 114ZM57 112H59V111H57ZM60 112H61V111H60ZM68 112H69V111H68ZM104 112H106V111H104ZM128 112H129L128 110H124V111H123V116H124L123 118L129 116V115H128V114H129ZM34 113H37V112H34ZM43 113H44V112H43ZM52 113H53V111H52ZM55 113H56V112H55ZM65 113H67V112H65ZM65 113H64V110H63V113L61 114V116H63V114H65ZM93 113H94L95 116H93V117H92V116H89L90 118L92 117V119H93L94 117H96V114L98 115V113H95L94 111H93ZM99 113H100V111H99ZM117 113H118V112H117ZM68 114H69V113H68ZM78 114H79V113H78ZM121 114H122V113H121ZM33 115H34V114H33ZM37 115H39V114L37 113L35 116H37ZM45 115H44V116H45ZM50 115H51V114H50ZM53 115H54V114H53ZM69 115H73V113H72V114H69ZM99 115H100V114H99ZM117 115H118V114H117ZM47 116H48V115H47ZM58 116H59V115H58ZM61 116H59V119L61 118ZM73 116H74V115H73ZM79 116H80V114H79ZM82 116H83V115H82ZM137 116H138V115H137ZM56 117H57V116H56ZM56 117H55V118H56ZM66 117H67V116H66ZM114 117H115L114 114L111 116V112H110V113H109V112H106V113H103V115H101L100 119L103 120V123H104V122H105V123L108 122L107 124H109V123L111 124V123H113V121L115 120ZM120 117H121V116H120ZM133 117H135V115H134ZM32 118H34V116H33ZM39 118H40V117H39ZM39 118H36V119L34 120V121H35V125H36V123L40 120ZM41 118L43 119V115H42ZM44 118H45V117H44ZM48 118H49V117H48ZM48 118H47V117L45 118L46 122H48V123L45 124V120H44V119H43L44 122H43V123L41 122V123L43 124L44 127H46V125H47V128H48V126H49V123H51V121H52V118H51V117H50L51 120L49 119L50 122H49ZM57 118H58V117H57ZM68 118H69V117H68ZM68 118H67V119H68ZM85 118H86V117H85ZM96 118H97V117H96ZM110 118H114V120L112 121ZM116 118H117V117H116ZM121 118H122V117H121ZM128 118H129V117H128ZM143 118H144V117H143ZM37 119H39V120L37 121ZM42 119H41L40 121H43ZM59 119H57V120H58L59 123H60V120H59ZM88 119H89V118H88ZM109 119H110V121H112V122L108 121ZM117 119H118V118H117ZM117 119H116V120H117ZM47 120H48V121H47ZM61 120H62V119H61ZM64 120H65V119H63V121H64ZM86 120H87V119H86ZM102 120H101V121H102ZM116 120H115V121H116ZM120 120L122 121V119H120ZM120 120H119V121H120ZM126 120H127V121H125V122L127 123V122H128V119H126ZM32 121H33V120H32ZM36 121H37V122H36ZM93 121H95V123H96L98 120H97V119H96V120L93 119ZM101 121H100V122H101ZM106 121H107V122H106ZM123 121H124V119H123ZM123 121H122L121 123H123ZM90 122H91V121H90ZM100 122L98 121V123H100ZM62 123H63V122H62ZM86 123L89 124L88 121H87ZM101 123H102V122H101ZM101 123H100V124H101ZM118 123H119V122H118ZM121 123H120V124H121ZM0 124H1V123H0ZM31 124H34V122H32ZM54 124H55V122H54ZM79 124H80V123H79ZM84 124H85V120H84ZM91 124H93V123H91ZM107 124H106V125H107ZM115 124H116V123H113V125H115ZM123 124H124V123H123ZM37 125H38V124H37ZM40 125H41V124H40ZM50 125H51V124H50ZM55 125H56V124H55ZM55 125H54V126H55ZM86 125H87V124H86ZM86 125H85V126H86ZM111 125H112V124H111ZM113 125H112V127L110 128V130L107 131V133L109 134V132L111 131L112 134H113V131H114V134L116 133L115 136H118L119 133H118V132H115V130H113V128H114L116 125H115L114 127H113ZM125 125H127V124H125ZM14 126H15V125H14ZM23 126H24V125H23ZM32 126H33V125H32ZM32 126H31L30 128H33ZM75 126H76V124H75ZM85 126H84V127H85ZM91 126H92V125H91ZM98 126H99V124H98ZM98 126H97V127H98ZM100 126H101V125H100ZM107 126H108V125H107ZM39 127H40V126L38 125V128L36 127V129H37V130H38V129L40 130ZM44 127H43V128H44ZM52 127H53V125H52ZM69 127L71 128L72 126H69ZM81 127H82V126H81ZM88 127H90V125H89ZM105 127H106V126H105ZM109 127H110V126H109ZM116 127H118V126H116ZM123 127H124V125H123ZM34 128H35V127H34ZM41 128H42V126H41ZM47 128H46V129H47ZM54 128H55V127H54ZM59 128H60V127H59ZM85 128H87V126H86ZM94 128H96L95 125H93V129H94ZM118 128H119V127H118ZM118 128H117V129H118ZM124 128H125V127H124ZM11 129H12V131H13V128H11ZM11 129H9V130H11ZM16 129H17V128H16ZM48 129H49V128H48ZM48 129H47V131L50 133V132H51L50 130H52V129H51V128H50L49 130H48ZM74 129H75V128H74ZM80 129H81V128H80ZM97 129H99V128H97ZM102 129H103V128H102ZM102 129H101V130H102ZM107 129H108V128L106 127V130H107ZM119 129H120V128H119ZM128 129H130V128H128ZM128 129H127V126H126L124 132L122 131V133L119 134L120 136H119V139H117V141H116L117 143L129 142L128 139H127L128 135H129V130H128ZM133 129H134V128H133ZM14 130H15V129H14ZM54 130H55V129H54ZM56 130H57V128H56ZM85 130H86V129H85ZM101 130H100V132H101ZM104 130H105V129H104ZM112 130H113V131H112ZM12 131H11V132H12ZM22 131H23V132H22ZM40 131L42 132V131H44V130H40ZM47 131H46V132H47ZM94 131L96 132L97 130L94 129ZM133 131H134V130H133ZM2 132H3V131H2ZM2 132H0V134H1ZM7 132H9V131L7 130ZM32 132H33V131H32ZM32 132H31V133H32ZM35 132H37V131H35ZM35 132H33V133L35 134ZM48 132H47V133H48ZM53 132H54V131H53ZM55 132H56V131H55ZM95 132H93V135H91V137H95V136H94V135H95V134H94ZM100 132H99V133H100ZM103 132H104V131H103ZM103 132H102V133H103ZM111 132H110V133H111ZM130 132H131V131H130ZM5 133H6V132H5ZM5 133L2 134V136L4 135V136H3L4 139H5V136H6ZM12 133H13V132H12ZM12 133H10V134H11V135H13V134L16 135L15 132H14L13 134H12ZM18 133H19V132H18ZM21 133H24V130H23V129L21 130ZM49 133H48V138H49V140H47V139H48V138H47V134H46V133H43V134L46 135V140L50 142V137H53V134H49ZM73 133H74V132H73ZM79 133H82L81 130H80V132H78V134H79ZM84 133H85V132H84ZM97 133H98V132H97ZM102 133H100L101 136L103 135ZM105 133H106V131H105ZM10 134L8 135L9 137H10ZM24 134H25V133H24ZM43 134H42V136H43ZM82 134H83V133H82ZM82 134H81V135H82ZM108 134H106V135H108ZM112 134H110V136H112ZM131 134H132V132H131ZM17 135H18V134H17ZM19 135H20V134H19ZM19 135H18V136H19ZM22 135H23V134H22ZM36 135H38V133H37ZM49 135H50V136H49ZM51 135H52V136H51ZM54 135H55V134H54ZM83 135H84V134H83ZM18 136H17V137H18ZM20 136H21V135H20ZM78 136H80V135H78ZM110 136H109V137H110ZM113 136H114V135H113ZM130 136H131V135H130ZM21 137H22V136H21ZM39 137L41 138V139H39V142H40V141L42 140V137H41V135H40ZM39 137H38V138H39ZM43 137H44V136H43ZM71 137H72V136H71ZM96 137H98V135H96ZM96 137H95L94 139H96ZM107 137H108V136H107ZM107 137H106V138H107ZM109 137H108V138H109ZM3 138L1 137V138H0V141H2ZM7 138H8V137H7ZM7 138L5 139V141H3V143L6 142ZM14 138H15V136H14ZM14 138H13V139H14ZM27 138H28V137H27ZM29 138H30V137H29ZM32 138H33V137H32ZM35 138H36V142L34 143L35 140H33V143L36 145V147H38L40 143H39V144L37 143V142H38L37 136H34V139H35ZM54 138H55V137H54ZM76 138H77V137H76ZM81 138H83V136H82V137H79V140H80ZM98 138H99V137H98ZM98 138H97V139H98ZM116 138H117V137H115V139H116ZM129 138H131V137H129ZM13 139H12V140H13ZM17 139H19V137H18ZM21 139H22V138H21ZM23 139H24V135H23ZM51 139H52V138H51ZM56 139H57V138H56ZM86 139L88 140V138H86ZM89 139H90V138H89ZM92 139H93V138H92ZM112 139H113V138H112ZM115 139L113 140V142L115 141ZM12 140H11V143H13V141H16V140H13V141H12ZM19 140H20V139H19ZM25 140L28 141V140L26 139V136H25ZM25 140H23V141H25ZM30 140H31V138H30ZM30 140H29V141H30ZM43 140H44V141H43ZM43 140H42L43 142H46V141H45V137H44ZM73 140H74V139H73ZM104 140H105V139H104ZM104 140H103L104 147H107V146L105 145L106 143H104ZM131 140H132V139H131ZM133 140H134V139H133ZM31 141H32V140H31ZM54 141H56V140H54ZM89 141H91V139L88 140V142H89ZM95 141H96V140H95ZM95 141H94V143H95ZM97 141H98V140H97ZM97 141H96L95 145H94V143H92L95 147H96ZM100 141H101V140H100ZM100 141L98 142V144H100ZM110 141H112V140H111V137H110ZM8 142H9V141H8ZM8 142H7V143H8ZM21 142H22V140H21ZM21 142H20V143H21ZM49 142H48V143H49ZM52 142H53V141H52ZM91 142H92V141H91ZM101 142H102V141H101ZM0 143H1V142H0ZM16 143H17V141H16ZM16 143L14 142V146H15V147H18L19 145L16 146V145H15ZM28 143H29V142H28ZM28 143H25V144L28 145ZM31 143H32V142H30V144H31ZM33 143H32V144H33ZM46 143H47V142H46ZM46 143H45V144H46ZM48 143H47V145H48ZM5 144H6V143H5ZM5 144H4L3 146H5ZM9 144H10V143H9ZM9 144H8L7 146L10 147L11 144H10V145H9ZM17 144H18V143H17ZM23 144H24V143H23ZM25 144H24V145H25ZM34 144H33V145H34ZM41 144H43V143H41ZM45 144H44V145H45ZM98 144H97V145H98ZM103 144H102V145H103ZM108 144H109L108 146H110V143H109V142H108ZM0 145H1V144H0ZM27 145H26V147H27V149H29ZM49 145L52 146L51 142H50ZM89 145L91 146V143H90ZM89 145H88V146H89ZM20 146H22V145L20 144ZM50 146H49V147H50ZM0 147H1V150H0V180L3 179V178L6 177V176H8L9 178L12 179V180H9V181L7 180V181L9 182V185L6 186V187H7L6 189L3 187L6 191H5L4 189H2V191L4 190V191L2 192V193H3V194H2L3 197H4V194H6V195H7L6 197H8V198H5V197H4V198H1V199H0V227H1V228H0V231L4 232V231H7L6 229H8V227L6 228V223L9 222V224H10V221L12 220V219L9 218V215H8L9 213H8V212L10 211V209H12L13 206H16V205L19 204V203H18L19 200L17 199V196H16V195H18L17 192H18L19 188H21V187L24 186L23 184H21V185H20V184H17V185L14 184L15 181L20 177V176H19L17 179L15 178L16 180L14 179L15 181H13L14 175H17V173H18L19 175H21V176L27 175V177H28V175H30V174H35V175H36V174H38V173L40 172V170H41L40 166H41V165H44V164H43L44 160H43V162L41 163V165L39 166V163H38V162H39V161L41 162L40 158H41L42 155H41V153H37L35 150H33V152L35 151L37 154H29V153H26V152H24L23 154H19V153L16 154V152H15V153H14V155H16V156H15V161L17 160L18 167H16L14 170H12L13 162L10 163L8 160H9V159L11 160V158H10V157H9V159H7V158H8V156H11V157H12V151H14L15 148L13 147L14 149L12 148V150H11L10 152H6V150L2 151V148H3L2 145H1ZM9 147H8V148H9ZM24 147H25V146H24ZM26 147H25V148H26ZM34 147H35V146H34ZM34 147H33V148H34ZM92 147H93V146H92ZM95 147H94V148H95ZM104 147H103V148H104ZM110 147H112V145H111ZM110 147H109V149H110ZM5 148H6V146H5ZM8 148H7V149H8ZM33 148H32V149H33ZM41 148H42V147H40V149H41ZM94 148H91V149H94ZM98 148H99V146H97V148L95 149V151L97 150L98 153H99V150H100L101 148H100L99 150H98ZM20 149H21V148H20ZM23 149H24V148H23ZM43 149H44V151L46 150V148H43ZM43 149H41V151H42ZM50 149H51V147H50ZM105 149H106L105 152H108V151H109L108 153H110V150H111V149H110V150H109L108 148H105ZM107 149H108V150H107ZM115 149L117 150V147H116ZM115 149L113 148V153H115ZM118 149H119V148H118ZM17 150H18V148H17ZM24 150H25V149H24ZM88 150H89V149H88ZM102 150H103V149H102ZM7 151H8V150H7ZM28 151H29V150H28ZM93 151H94V150H93ZM95 151H94V152H95ZM111 151H112V150H111ZM38 152H39V151H38ZM88 152H90V150H89ZM94 152L91 151V153H93V155L90 154V156L92 155L93 158H90V160H91V159L94 160V156H95V155H94ZM118 152L120 153L119 150H118ZM118 152H117V153H118ZM98 153H97V155H98ZM101 153H103V152H101ZM111 153H112V152H111ZM42 154H43V152H42ZM52 154H54V153L52 152ZM95 154H96V152H95ZM99 154H100V153H99ZM43 155H44V154H43ZM86 155H88V153H87ZM86 155H85V156H86ZM112 155L114 156V155H116V153H115V154H112ZM119 155H120V154H119ZM47 156H48V155H47ZM49 156H50V155H49ZM92 156H91V157H92ZM98 156H99V155H98ZM104 156H105V157H104ZM104 156L100 154V156L96 159V161H97L98 159H100L101 157H104V159H105V158L107 159V160H105L106 162H110V161L113 162V160H110V161L108 160V158H107L108 156H107V157H106V155H104ZM109 156H110V154H109ZM120 156H121V155H120ZM6 157H7V158H6ZM43 157H44V156H43ZM51 157H53V156L51 155L50 158H51ZM54 157H55V155H54ZM58 157H59V156H58ZM96 157H97V156H96ZM111 157H112V156H111ZM111 157H109V158H111ZM115 157H118V156H115ZM115 157H113L114 160H115ZM122 157H123V155H122ZM55 158H56V157H55ZM55 158H52V160H53V159H54V160H57V159H55ZM60 158H61V157H60ZM83 158H84V157H83ZM83 158H82V159H83ZM88 158H89V156H87V158L85 157L84 159H86V160L88 161ZM43 159H44V158H43ZM45 159H46V158H45ZM48 159H49V157H48ZM102 159H103V158H102ZM116 159H117V158H116ZM118 159H119V160H123L124 158H122V159L118 158ZM118 159H117V160H118ZM86 160H84L85 163H86ZM90 160H89V161H90ZM117 160H115V164H117V163H116ZM15 161H14V163H15ZM45 161H46V160H45ZM60 161H61V160H60ZM82 161H83V160H82ZM96 161H95V165H97L96 163H98V162H96ZM102 161H103V160H102ZM102 161L99 162V163H101V165H102V164L104 165V163H102ZM105 161H104V162H105ZM56 162H57V161H56ZM84 162H83V165H84ZM91 162H92V161H91ZM106 162H105V163H106ZM44 163H45V162H44ZM47 163H48V161H47ZM47 163H46V164H47ZM52 163H53V161H52ZM60 163H61V162H60ZM77 163H78V162H77ZM87 163H88V162H87ZM93 163H94V162H93ZM49 164H50V160H49ZM54 164H56V163L54 162ZM74 164H75V162H74ZM91 164H92V163H91ZM113 164H114V163H112V164H110V165H113ZM129 164H130V163H129ZM70 165H71V164H70ZM78 165H79V164H78ZM78 165L75 164V166H77V167H78ZM80 165H82V164L80 163ZM80 165H79V167H80ZM83 165H82V167H83ZM85 165H87V164H85ZM92 165H93V168H92V169H95L96 167H98V168H96L95 170L99 169V172H100V169H101V168H99V167H100V164H98L99 166H98V165L95 166V168H94V164H92ZM103 165H102V168L104 167ZM117 165L120 166V164H117ZM131 165H132V164H131ZM15 166H16V165H15ZM61 166H62V165H61ZM61 166H60V167H61ZM90 166H91V165H90ZM105 166H107V163H106ZM108 166H109V164H108ZM132 166H133V165H132ZM45 167H46V166H45ZM50 167H51V165H50ZM77 167H75V168L77 169ZM82 167L78 168V169H80L79 172H83V171H81V170H83V168L86 167V166H84L83 168H82ZM87 167H88V166H87ZM87 167H86V171H88V168H87ZM111 167H113V169H114V168L116 169V165H115V167H114V166H111ZM111 167L109 166V167H107V168L109 169V168H111ZM46 168H47V167H46ZM46 168H45V170H47V172H48V169H46ZM48 168H49V167H48ZM51 168H53V167H51ZM55 168H56V167H55ZM62 168H63V167H62ZM71 168H72V165H71ZM123 168L125 169V167H122V169H123ZM129 168H130V167H129ZM129 168H126V169L128 170ZM56 169H57V168H56ZM76 169H75V170H76ZM78 169H77V172H78ZM92 169H91V170H92ZM133 169H135V168H133ZM62 170H63V169H62ZM62 170L58 169L59 172L57 171V173H60ZM75 170H73V171H75ZM102 170H103V169H102ZM104 170H105V169H104ZM111 170H112V169H111ZM131 170H132V168H131ZM105 171H107V170H105ZM108 171H109V170H108ZM112 171H114V170H112ZM112 171H110V173H111ZM115 171H117V170H115ZM16 172H17V173H16ZM45 172H46V171H45ZM54 172H55V171H53V173H54ZM64 172H65V171H64ZM64 172H63V173H64ZM79 172H78V173H79ZM92 172H93V174H94V173H97L98 171H97V172H96V171L94 172V171L92 170V171L89 172V173H92ZM103 172H104V171H102L101 173H103ZM126 172H127V171H126ZM132 172H133V171H132ZM84 173H85V172H84ZM89 173H88V174H89ZM46 174H47V173H46ZM74 174H76V172H74ZM80 174H81V173H80ZM93 174H91V175H93ZM97 174H98V173H97ZM42 175H43V174H42ZM58 175H59V174H58ZM61 175H62V174H61ZM63 175H64V174H63ZM86 175H87V172H86ZM101 175H102V174H101ZM101 175H100V176H101ZM103 175L105 176V174H103ZM106 175H107V174H106ZM108 175H109V173H108ZM108 175H107V176H108ZM113 175H114V174H113ZM17 176H18V175H17ZM31 176H32V175H31ZM31 176H30V177H31ZM39 176H40V175H39ZM39 176L37 175L36 178H37V177L39 178ZM77 176H78V178H79V176H81V175H77V174H76L75 177H77ZM84 176H85V175H84ZM84 176H83V177H84ZM98 176H99V175H98ZM98 176H95V177H98ZM27 177H25L26 180L28 179ZM32 177H33V176H32ZM47 177H48V176H47ZM60 177H61V176H60ZM75 177H74V178H75ZM88 177H90V176H88ZM93 177H94V176H92V179H93ZM101 177L103 178V176H101ZM101 177H99V180H101V179H100ZM110 177H111V176H110ZM110 177H109V179H112V177H111V178H110ZM115 177H116V176L114 175V178H115ZM20 178H21V177H20ZM84 178H85V177H84ZM104 178H105V177H104ZM104 178H103V179H104ZM45 179H46V178H45ZM45 179H43V180L45 181ZM96 179H97V178H96ZM96 179L91 180V182H94V181H97V180H98V179H97V180H96ZM103 179H102V181H103ZM106 179L108 180V177H106ZM106 179H105L104 182L107 183ZM116 179H117V178H116ZM23 180H24V179H23ZM28 180H29V179H28ZM47 180H48V179H47ZM78 180H82V179H78ZM83 180H84V179H83ZM86 180H87V179H86ZM86 180H84V182H85ZM88 180H89V179H88ZM112 180H114V179H112ZM5 181H6V180H5ZM7 181H6V182H7ZM24 181H25V180H24ZM24 181H23V183H24ZM37 181H38V179H37ZM50 181H51V180H50ZM59 181H60V180H59ZM59 181H58V182H59ZM18 182H19V181H18ZM28 182H29V181H28ZM33 182H35V181H33ZM53 182H55V181L53 180ZM60 182H61V181H60ZM108 182H109V180H108ZM119 182H120V181H119ZM131 182H132V181H131ZM1 183H2V185H3V181H1ZM1 183H0V184H1ZM61 183H62V182H61ZM61 183H60V184H61ZM79 183H80V182H79ZM87 183H88V181H87ZM94 183H95V182H94ZM98 183H99V181H98ZM102 183H103V182H102ZM106 183H104L103 185L105 186ZM111 183H113V182H111ZM111 183H110V184H111ZM124 183H126V182H124ZM5 184H6V183H5ZM44 184H45V183H44ZM44 184H43V185H44ZM46 184H47V182H46ZM50 184H51L52 186L54 185L55 187H57V184H56V183L53 184V183L50 182ZM60 184H58V185H59L60 190H62V189H61L62 187H60ZM90 184H91V183H90ZM108 184H109V183H108ZM108 184H106V185H107V186H110V187L112 186V184H111V185H110V184L108 185ZM29 185H30V184H29ZM29 185H28V186H29ZM32 185H33V184H32ZM32 185H30V186L32 187ZM37 185H38V182H37ZM48 185H49V184H48ZM88 185H89V183H88ZM91 185H92V184H91ZM95 185H96V184H95ZM95 185H94V186H95ZM103 185H102V186H103ZM116 185H118L119 187L121 186V185H119V184H116ZM116 185H114V186H115V187H113L114 189L116 188ZM129 185H130V181L127 183V186H129ZM38 186H39V185H38ZM127 186H126V187H127ZM130 186H131V185H130ZM132 186H133V185H132ZM92 187H93V185H92ZM95 187H96V186H95ZM124 187H125V186H124ZM34 188H36V186H35ZM34 188L32 187V188H30V189L36 191ZM38 188H39V187H38ZM41 188H42V187H40V189H41ZM45 188H47V187H45ZM50 188H51V187H50ZM57 188H58V187H57ZM59 188H58V189H59ZM63 188H64V186H63ZM93 188H94V187H93ZM111 188H112V187H111ZM111 188H110V189H111ZM40 189H39V190H40ZM58 189H56V188L53 189V188H52L51 190H53V191L55 190V191H56V190H58ZM95 189H96V188H95ZM100 189H101V187H100ZM105 189H107V188L105 187ZM117 189H118V188H117ZM119 189H120V188H119ZM119 189H118V190H119ZM128 189H129V187H128ZM78 190H79V189H78ZM87 190H88V189H87ZM97 190H99L98 186H97L96 191H97ZM108 190H109V189H107V191H108ZM112 190H113V189H112ZM118 190H116L115 192L117 193ZM125 190H126V188H125ZM34 191L31 192V193L33 194ZM41 191H42V190H41ZM48 191H49V190H48ZM48 191L46 190V191H44V192L47 193ZM53 191H51V192L49 191V192L52 193ZM64 191H65V189H63L62 192L58 190L59 194L62 193V194H61L62 197H63V195H64V194H63ZM71 191H72V190H71ZM71 191H70V192H71ZM79 191H80V190H79ZM103 191L106 192V190H104V189H103ZM120 191H121V190H120ZM122 191H123V190H122ZM126 191H127V190H126ZM131 191H132V190L130 189L129 191H127V193H125V191H124L123 193H119V192H118V194H116V193H115V194H116V195H119V196L122 197V198H126L127 195L131 194V193H129V192H131ZM134 191H135V189H134ZM136 191H137V189H136ZM42 192H43V191H42ZM49 192H48V193H49ZM65 192H66V191H65ZM80 192H81V191H80ZM89 192H90V191H89ZM93 192H94V191H93ZM93 192H92V194H93ZM113 192H114V191H113ZM27 193H28V192H27ZM27 193H26V194H27ZM35 193H36V192H35ZM50 193H49V194H50ZM96 193H97V192H96ZM98 193H99V191H98ZM101 193H103V192H101ZM101 193H100V194H101ZM107 193H110V191L107 192ZM133 193H134V192H133ZM133 193H132V194H133ZM144 193H145V192H144ZM144 193H143V195H144ZM40 194H41V193H40ZM42 194H44V193H42ZM49 194H48V195H49ZM54 194H56V192H54ZM83 194H84V193H83ZM94 194H95V193H94ZM100 194H98V195L100 196ZM135 194H136V193H135ZM135 194H134V195H135ZM10 195H11V196H10ZM19 195H22V196H23V194H20V193H19ZM19 195H18V196H19ZM48 195H47V196H48ZM52 195H53V194H51V196H52ZM69 195H70V194H69ZM86 195H87V193H86ZM88 195H89V194H88ZM110 195H111V194H110ZM33 196H34V195H33ZM47 196H45V197H47ZM49 196H50V195H49ZM49 196H48V197H49ZM51 196H50V198H51ZM54 196H56V195H54ZM54 196H52V197H54ZM57 196H58V193H57ZM57 196H56V197H57ZM59 196H60V195H59ZM70 196H71V195H70ZM70 196H69V197H70ZM93 196H94V195H93ZM99 196H98V197H99ZM119 196H118V198H119ZM23 197H24V196H23ZM25 197H26V196H25ZM60 197H61V196H60ZM60 197H58V198H60ZM62 197H61V198H62ZM69 197H68V198H69ZM101 197H103V196H101ZM28 198H29V197H28ZM40 198H41V197H40ZM63 198H64V197H63ZM122 198H120V199L122 200ZM33 199L36 200V198H33ZM41 199H42V198H41ZM46 199H47V198H45V201H46ZM69 199H72V198H69ZM101 199H102V198H101ZM116 199H117V198H116ZM17 200H18V201H17ZM22 200H23V198H22ZM26 200H28V203H29V199H27V197H26ZM52 200H53V198H52ZM91 200H93V199H91ZM124 200H125V199H124ZM124 200H123V202H124ZM128 200H129V199H128ZM33 201H34V200H33ZM50 201H51V200H50ZM96 201H97V200H96ZM35 202H36V201H34V202H32V203H35ZM104 202H105V201H104ZM104 202L102 201L103 205H104ZM127 202H128V201H127ZM39 203H40V202H39ZM41 203H43L42 200H41ZM50 203H51V202H49V204H50ZM93 203H94V200L92 201V203L90 202L91 205H92ZM62 204H63V203H62ZM96 204H97V203H96ZM96 204L94 203V205H93V206H96L95 208H97V205H96ZM127 204H128V203H127ZM51 205H52V203H51ZM63 205H64V204H63ZM103 205H102V206H103ZM112 205H113V204H112ZM116 205H117V203H116ZM132 205H133V204H131L130 206H132ZM41 206L43 207V204H42ZM88 206H90V205H88ZM98 206H99V205H98ZM109 206H110V205H109ZM44 207H45V206H44ZM47 207H48V206H46V208H47ZM49 207H50V206H49ZM81 207H82V205H81ZM90 207H91V206H90ZM90 207H89V208H90ZM104 207L106 208V205H105ZM112 207H113V206H112ZM112 207H109V208H111V209H110V212H109V209H108L109 214H110V213L114 214V213H113L114 211H112V210H113ZM133 207H134V206H133ZM79 208H80V206H79ZM87 208H88V207H87ZM99 208H100V206H99L96 210H98ZM115 208H116V207H115ZM118 208H119V207H118ZM118 208H117V209H118ZM83 209H84V208H82V212L84 213V210H83ZM85 210H86V209H85ZM89 210H91V209H89ZM89 210H88V211H89ZM92 210H94V209L92 208ZM92 210H91V211H92ZM96 210H94V212H95ZM99 210H101V211H99V213L102 212V209H99ZM103 210H104V209H103ZM105 210H107V209H105ZM105 210H104V211H105ZM122 210H123V209H122ZM2 211H4V212H2ZM80 211H81V210H80ZM91 211H89V212H91ZM104 211H103V212H104ZM116 211H117V210H116ZM118 211H119V209H118ZM118 211H117V212H118ZM13 212H14V211H13ZM82 212H81V213H82ZM85 212H86V211H85ZM94 212H93V214H94ZM103 212L100 213L101 217H99L100 215L97 214L98 212L96 213L97 215H94V216H96V217L98 216L99 218H101V220H103V219L106 218L107 215H109L107 211H105L104 214H103ZM117 212H115V213H116V216H115V217H117V215L120 214V211H119L118 214H117ZM128 212H130V211H128ZM128 212L125 211V213L122 212L121 214H123V217H124V214H127ZM86 213H87V212H86ZM86 213H85V214H86ZM4 214H5V216H4ZM13 214H15V213H13ZM13 214H12V216H13ZM85 214H84V217L86 216ZM106 214H107V215H106ZM121 214H120V216H121ZM128 214H129V213H128ZM114 215H115V214H114ZM114 215H113V218H112V219L115 218ZM92 216H93V215H92ZM110 216L112 217V215H110ZM110 216H108V217H110ZM125 216H126V218H127V217H130V215H128V216L125 215ZM79 217H80V216H79ZM82 217H83V214H82ZM111 217H110V219H111ZM123 217H121V218H123ZM99 218H97V219H99ZM130 218H131V217H130ZM107 219H108V218H107ZM112 219H111V220H112ZM116 219H117V218H116ZM118 219H119V216H118ZM128 219H129V218H128ZM84 220H85V219H84ZM87 220H88V219H87ZM94 220H95V217H94V219H93L92 221H94ZM121 220H122V219H120V222H121ZM123 220H125V218H124ZM12 221H13V220H12ZM15 221H16V218H15ZM95 221H97V220H95ZM104 221H105V220H104ZM127 221H129V220H127ZM97 222H99V220H98ZM97 222H96V223H97ZM101 222H102V221H101ZM110 222H111V221H110ZM114 222L116 223V220H115ZM118 222H119V221H118ZM124 222H126V221H123V223H124ZM17 223H18V222H17ZM96 223H95V224L93 223V224H94L95 226H99V225H97ZM99 223H100V222H99ZM103 223H104V222H103ZM103 223H102V224H103ZM115 223H113L112 225H110L111 223H109V225L112 227ZM106 224H107V223H106ZM127 224H129V223H127ZM12 225H13V223H12ZM12 225L10 224V226H12ZM14 225H15V224H14ZM104 225H105V224H104ZM107 225H108V224H107ZM115 225H117V224H115ZM75 226H76V225H75ZM75 226H74V227H75ZM100 226H101V224H100ZM117 226H118V225H117ZM117 226H116V227H117ZM14 227H15V226H14ZM14 227H13V228H14ZM104 227H105V226H104ZM126 227H127V226H126ZM100 228H101V227H100ZM119 228H120V227H118V229H119ZM124 228H125V227H124ZM127 228H128V227H127ZM101 229H102V228H101ZM108 229H110V228H108ZM121 229L123 230L122 227H121ZM99 230H100V229H99ZM99 230H98V231H99ZM113 230H116V229L113 228ZM119 230H120V229H119ZM122 230H120V231H122ZM123 231H124V230H123ZM129 231H131V230L129 229ZM132 231H133V230H132ZM104 232H105V231H104ZM107 232H108V231H107ZM113 233H114V232H113ZM116 233H117V232H116ZM116 233H115L114 235H116ZM119 233H120V232H119ZM119 233H117V235H118ZM121 233H122V232H121ZM2 234H3V233H2ZM7 234H8V232H7ZM100 234H101L100 236H102L103 232L101 231ZM110 234H111V232H110ZM104 235L106 236V234H104ZM104 235H103V236H104ZM107 235H108V233H107ZM111 235H112V234H111ZM117 235H116V237H118V238L121 236V235H119V236H117ZM4 236H5V235H4ZM6 236H7V235H6ZM122 236H123V235H122ZM127 237H128V236H127ZM127 237H126V238H125V236L123 237V238H124V241L127 240ZM120 238H121V237H120ZM123 238H122V239H123ZM71 240H73V239H71ZM128 240H129V239H128ZM3 241H4V240H3ZM0 242H1V241H0ZM70 242L73 243V245H75L74 240H73V242H72V241H70ZM70 242H69V246L71 245ZM125 242H127V241H125ZM71 246H72V245H71ZM2 251H3V249L0 248V255H1ZM87 253H88V252H87ZM69 256H70V255H69ZM70 257H71V256H70ZM84 257H85V256H84ZM88 257H89V256H88ZM86 258H87V257H86ZM83 259H84V258H83ZM85 260H86V259H84V261H85ZM227 260H228V256L225 255V257H224V262H226ZM52 263H53V262H52ZM54 263H55V262H54Z\"/></svg>",
  "mask_w": 264,
  "mask_h": 264
}]
</instances>
